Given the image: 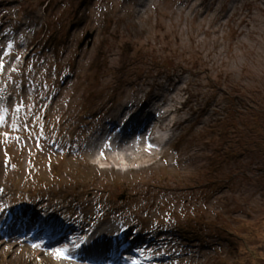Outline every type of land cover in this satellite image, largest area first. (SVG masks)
Listing matches in <instances>:
<instances>
[{"label":"rangeland","instance_id":"1","mask_svg":"<svg viewBox=\"0 0 264 264\" xmlns=\"http://www.w3.org/2000/svg\"><path fill=\"white\" fill-rule=\"evenodd\" d=\"M0 179V264L264 262V0H0Z\"/></svg>","mask_w":264,"mask_h":264},{"label":"bare ground","instance_id":"2","mask_svg":"<svg viewBox=\"0 0 264 264\" xmlns=\"http://www.w3.org/2000/svg\"><path fill=\"white\" fill-rule=\"evenodd\" d=\"M143 29H141V31H142ZM131 32V31H130ZM121 38H122V40L123 41H126V42H128V45H136L137 43H136V41H135V39L133 38V37H126V36H124V35H121ZM123 42H121L120 43V45H123L122 44ZM248 43V40H246V44ZM126 55L124 54V53H121V56H120V58H124ZM144 56L145 57H147V58H152V57H150V56H148V55H145L144 54ZM248 57H249V54H248ZM125 63H127L128 65H131V61L130 60H126V62ZM69 67H71V66H69ZM72 68V67H71ZM124 70H125V68H124ZM54 74V73H53ZM53 74H51V75H48L47 76V78L49 79V80H52L53 79ZM16 79H18V76H16ZM70 80H68V81H66L65 82V84H64V86H62V88H61V91L60 92H58V90L54 87V84H53V82L51 83V84H53V89H54V91L52 92V93H54V98L51 96V95H49L50 96V98H53V102H54V105L56 106V107H60V105L64 102V101H66V100H68V95L66 94L68 91H69V88L71 87V85H70ZM106 84H104V86H102L101 87V89H103V88H106ZM76 91H78V89H76V90H74V92L73 93H75ZM243 105H245V104H242L241 105V107L243 106ZM73 109H77V108H75V107H72ZM65 108H62L61 109V112H62V110H64ZM13 114L14 115H16V116H18V117H20L21 116V114L18 112V111H16V110H14L13 111ZM86 117L87 118H91L90 117V115H89V113H86ZM3 120V119H2ZM101 120V119H100ZM120 121H122V122H120L119 124H118V127L117 128H115L116 130H113L111 127H106V129H104V131L102 132V138L101 139H106V140H110L111 141V145H112V147H113V149H115L116 147H119V145L120 144H122L123 143V139L122 138H119V137H122L123 136V134H121V132H123V128H119L120 127V125H122V123H123V119H120ZM86 124H85V126H84V129H83V134L85 135V137L87 136V134H88V132H89V127H88V123L87 122H85ZM128 123V122H127ZM144 124L145 125H147V123H145L144 122ZM33 126H35V127H37L40 131H41V126H43V122L42 121H38L36 124H32ZM22 126V123H21V121H19V127H21ZM141 129L140 130H138V131H136V130H134V129H131L130 131H126V128L124 127V131L125 132H127L126 133V137L128 138V141L130 142V139H131V133H137V132H140L144 127H140ZM143 132V131H142ZM113 133H116V135L114 136V137H112L111 138V135L113 134ZM20 137L18 138V140H21V139H28V142L30 141V139L32 138V136H31V133L29 132V131H27V133L26 134H20L19 135ZM13 139H15V138H13ZM63 148H65L62 144L60 145V148H57V147H55V146H52L51 147V150L53 151V152H60V150L59 149H63ZM12 150L14 151V152H17V151H19V147L17 146L16 148H12ZM8 154H9V156L11 157L12 155L8 152ZM174 179V178H173ZM0 182L2 183V179H0ZM21 182V181H20ZM20 184V183H19ZM18 188V190H19V187H17ZM176 193L178 194V190H177V187H176ZM214 200V202H217L216 200H215V198L213 199ZM211 200H205L203 203L201 202V204H203V206H204V211H201L200 212V214L201 213H204L206 216H210V214H212V211L211 210H208V207H211V206H216L215 204H212L211 202H210ZM111 203V202H110ZM171 212H173V213H175V214H177V215H181L182 213H184V211H181V210H179V209H174V210H171V211H169V212H167L166 214H169V213H171ZM12 218H15V216H13ZM243 221H247V219L246 220H243ZM261 221H264V213L263 214H261V217L256 221V222H253V229L254 228H258L259 227V225H260V222ZM10 224H12L13 225V222H9ZM163 224H165V223H163ZM3 223H1L0 224V227H3ZM166 225V224H165ZM167 226V225H166ZM10 228L8 227V226H5L4 228H2V229H0V232H4V231H6V230H9ZM264 230V229H263ZM105 232V231H104ZM103 232V233H104ZM232 237H234V236H236V235H238V233L236 234V233H231L230 234ZM238 236H240V235H238ZM100 239H102V234L100 235V234H96V236L94 237V241H95V243L96 242H100ZM234 242H236L235 240H234ZM150 244H154V245H159V246H162L163 244H165V242H162V241H159V240H156V239H154V241H152ZM91 247H92V251L90 252V254L92 255V256H94V257H96V255L97 254H99L100 253V250H99V248H100V246L99 245H97V244H95V245H90ZM87 246H83V247H80V246H78V248H81L84 252L86 251V248ZM173 247H175V245H173ZM181 247H183V248H185L184 246H183V244L181 245ZM177 248L178 247H176L175 248V250H177ZM178 250H180L181 252H184L183 250H181V249H178ZM73 253H76V254H78L77 253V250H76V247L75 246H73L71 249H70V254H72V255H70V256H75ZM88 255V254H87ZM87 257H89V256H87ZM82 260H84L83 258H82Z\"/></svg>","mask_w":264,"mask_h":264},{"label":"trees","instance_id":"3","mask_svg":"<svg viewBox=\"0 0 264 264\" xmlns=\"http://www.w3.org/2000/svg\"><path fill=\"white\" fill-rule=\"evenodd\" d=\"M55 174H57V173L54 172V173H52L51 175L54 176ZM37 175H38V173L36 174V176H37ZM35 186H37V185H35ZM79 186L81 187V185H79ZM37 187H39V186H37ZM50 188H51V187H50ZM77 189H79V188H77ZM170 190H171V189H170ZM76 191H77V190H76ZM87 191H88V190H87ZM77 192H78V191H77ZM79 192H81V193H85V191H83V190H80ZM44 196H45V195H44ZM46 196H47V195H46ZM47 197H48V196H47ZM50 197H52V199L55 200L56 193H51V194H50ZM1 205H4V204L2 203ZM249 227H250V228H253V227H254V226H253V222H252V223L250 222ZM240 236H242V235H240ZM240 236H238V237H240ZM233 245H234V246H237L238 243L234 242ZM255 253H256V260H257L258 264H264V262H261L260 257L258 256L259 253H257V252H255Z\"/></svg>","mask_w":264,"mask_h":264},{"label":"water","instance_id":"4","mask_svg":"<svg viewBox=\"0 0 264 264\" xmlns=\"http://www.w3.org/2000/svg\"><path fill=\"white\" fill-rule=\"evenodd\" d=\"M89 38H93V34H89V35H87V37L85 38V40H87V39H89ZM147 126H145V128H146Z\"/></svg>","mask_w":264,"mask_h":264},{"label":"snow or ice","instance_id":"5","mask_svg":"<svg viewBox=\"0 0 264 264\" xmlns=\"http://www.w3.org/2000/svg\"><path fill=\"white\" fill-rule=\"evenodd\" d=\"M58 254H60V253L58 252Z\"/></svg>","mask_w":264,"mask_h":264}]
</instances>
